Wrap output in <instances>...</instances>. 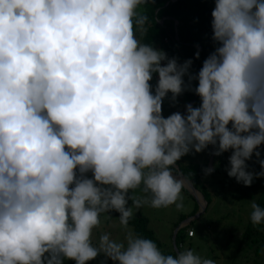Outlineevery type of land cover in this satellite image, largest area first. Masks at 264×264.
<instances>
[{"label":"clouds","instance_id":"obj_1","mask_svg":"<svg viewBox=\"0 0 264 264\" xmlns=\"http://www.w3.org/2000/svg\"><path fill=\"white\" fill-rule=\"evenodd\" d=\"M147 3L0 0V264L101 254L113 264H215L191 249L165 255L128 229L133 209L183 211L187 181L174 166L209 145L216 156L231 150L227 174L238 183L264 177V0H215L218 46L196 75L192 60L142 42ZM193 80L200 106L163 117L168 93L174 101ZM253 154L258 173L246 164ZM112 210L124 238L103 232L94 244ZM249 219L264 225V206L253 201Z\"/></svg>","mask_w":264,"mask_h":264},{"label":"rangeland","instance_id":"obj_2","mask_svg":"<svg viewBox=\"0 0 264 264\" xmlns=\"http://www.w3.org/2000/svg\"><path fill=\"white\" fill-rule=\"evenodd\" d=\"M168 58H173L169 57ZM166 62H162V66ZM178 63H183L178 61ZM196 69L190 67V74H194ZM154 79V80H153ZM149 82L154 90L158 74L153 76ZM185 83L188 82V77L183 78ZM198 85V81H192V90H185L182 94L176 97L173 101L171 93L162 102V115L167 118L170 114L180 112L186 113V105L191 104L193 107H199L201 100L196 95L194 89ZM231 127V124H229ZM260 151V147L258 149ZM215 149L209 145L202 152L196 153L194 150L189 154L181 157V164L193 163L202 158L206 168H212L210 174H205L204 180L207 182L210 191L212 192L213 201L202 215L195 220L191 226L195 232V238L187 239V247L189 246L196 254L204 258H210L215 261V264H264V257L254 254L264 253V231L260 235L256 232L247 236L246 230L248 227L249 216L251 212V203L257 202L258 196L262 191L264 177L254 178L250 186H245L238 183L234 177H229L227 169L229 167V157L231 150L222 153L219 156L214 155ZM204 152V153H203ZM224 164L225 169L218 170ZM248 170L253 173L261 171L260 164L255 154L251 159L246 161ZM91 177V173L87 174ZM188 191V190H187ZM133 194L137 197L146 195L140 188L134 190ZM132 195V192H129ZM199 195V194H198ZM181 196L184 199L185 209L178 211L175 205L168 208L154 209L148 205H144L139 210L133 209V216H148L152 219V227H156L159 237L163 240L165 248H170L174 245V229L173 222L175 218L185 212L197 209L194 216L200 212V203L198 199L189 191L186 193L185 188L182 189ZM200 197V195H199ZM200 199V198H199ZM201 201V199H200ZM132 201L129 200L128 205L131 206ZM105 219L101 217V225L93 230V243L95 244L100 234L103 232L110 233L114 239L122 240L126 233L118 218ZM169 224V226H168ZM173 226V227H172ZM253 228V227H252ZM128 229L133 231L131 226ZM254 231V230H253ZM134 232V231H133ZM100 256L106 258L103 254ZM113 264V262H111Z\"/></svg>","mask_w":264,"mask_h":264},{"label":"trees","instance_id":"obj_3","mask_svg":"<svg viewBox=\"0 0 264 264\" xmlns=\"http://www.w3.org/2000/svg\"><path fill=\"white\" fill-rule=\"evenodd\" d=\"M214 7L215 0H148V3L142 5L140 9L149 18L147 33L141 38L142 42L151 43L153 47L162 49L167 56L176 58L177 62L192 60L191 66L196 69L193 75H196L202 67L203 61L218 46L212 39L211 13ZM197 53L199 58H197ZM155 75L153 74V76ZM260 152V159H264V144L260 146ZM176 165L184 176L202 192L209 207L212 202L211 194L202 181L206 166L202 169V166L197 163L183 165L179 161ZM176 165L174 166V173L178 171ZM223 168L224 166L218 170ZM185 191L188 193L186 189ZM256 203L264 206V183ZM108 215L112 216L110 219L119 217V213L115 210L109 212ZM128 226L133 228L135 234L154 240L165 255L177 254L175 250L164 248L162 242L150 228L147 217L133 216L129 220ZM263 231L264 225L254 226L249 219L245 233L247 236H250L253 232L260 235ZM184 237L185 232L182 229L176 235L178 252L191 249L189 246L187 248L180 247ZM111 262L110 259L99 255L96 259L86 262V264H111ZM64 264H75V261L65 260Z\"/></svg>","mask_w":264,"mask_h":264},{"label":"crops","instance_id":"obj_4","mask_svg":"<svg viewBox=\"0 0 264 264\" xmlns=\"http://www.w3.org/2000/svg\"><path fill=\"white\" fill-rule=\"evenodd\" d=\"M204 153V152H203ZM180 162V161H179ZM181 163V162H180ZM193 163H197V164H199L200 166H202V169H204V166H205V162H203V160H202V158L200 159V158H198V161H194ZM223 166H224V164H223ZM222 166V167H223ZM176 167L178 168V166L176 165ZM223 169H225V166H224V168ZM205 170V169H204ZM204 178H205V174L202 176V181H203V185L207 188V190L210 192V194H211V198H212V201H213V196H212V192L210 191V189H209V187H208V184H207V182L204 180ZM197 209H195V210H193V211H185V212H183V213H181V214H179L176 218H175V220H174V222H173V226H174V229H176V233H175V236H174V245L172 246V247H170V248H166V249H170V250H175V247H176V235H177V233L180 231V230H184V232H185V237H184V240H183V242H181V244H180V247H182V248H187V245H189L188 243H187V239H191L190 241H192L194 238H195V235L196 234H194V236L193 237H189L188 235H187V232H188V229H193V227L191 226V224L195 221V220H197L200 216H196L193 220H187L188 218H190V217H193L194 216V214L197 212L196 211ZM207 210V209H206ZM202 215V214H201ZM148 219H149V226H150V228L155 232V234H156V236L159 238V240L162 242V244H163V240L159 237V234H158V230H157V228L156 227H158V226H155V228H153L152 227V219L151 218H149L148 216H146ZM111 220H109V221H107V225H108V223L110 222ZM168 226H169V224H168ZM172 226V227H173ZM179 227H181L179 230H178V228ZM163 246H164V244H163ZM165 248V247H164ZM256 257L258 256V255H261L262 257H264V253H262V254H260L259 252H258V254L256 253V254H254Z\"/></svg>","mask_w":264,"mask_h":264},{"label":"water","instance_id":"obj_5","mask_svg":"<svg viewBox=\"0 0 264 264\" xmlns=\"http://www.w3.org/2000/svg\"><path fill=\"white\" fill-rule=\"evenodd\" d=\"M173 175H174V177H176V178H183V177H184L185 180L187 181V184H186L185 189L188 190L193 196H195V197L198 199V201H199V203H200V212H199V214H198L197 216H200L201 214L205 213V211H206V209H207V207H208V202L206 201V199H205L204 195L202 194V192H201L200 190H198V189L193 185V183H192L190 180H188V179L184 176V174L180 171L179 168H178L177 173H173ZM198 194L201 196L202 199L199 197ZM199 198L201 199V201H200ZM195 217H196V216L190 217V218H188L187 220H193ZM180 228H181V227H179L178 230H179ZM175 251L178 252V248H177V247H175Z\"/></svg>","mask_w":264,"mask_h":264},{"label":"built area","instance_id":"obj_6","mask_svg":"<svg viewBox=\"0 0 264 264\" xmlns=\"http://www.w3.org/2000/svg\"><path fill=\"white\" fill-rule=\"evenodd\" d=\"M188 236L189 237H193L194 236V234H195V232H194V230L193 229H188Z\"/></svg>","mask_w":264,"mask_h":264},{"label":"bare ground","instance_id":"obj_7","mask_svg":"<svg viewBox=\"0 0 264 264\" xmlns=\"http://www.w3.org/2000/svg\"><path fill=\"white\" fill-rule=\"evenodd\" d=\"M200 198H201V196H200ZM202 199V198H201Z\"/></svg>","mask_w":264,"mask_h":264}]
</instances>
